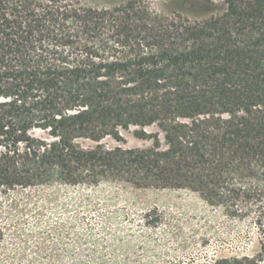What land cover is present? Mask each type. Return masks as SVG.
Here are the masks:
<instances>
[{
	"label": "trees",
	"instance_id": "obj_1",
	"mask_svg": "<svg viewBox=\"0 0 264 264\" xmlns=\"http://www.w3.org/2000/svg\"><path fill=\"white\" fill-rule=\"evenodd\" d=\"M102 185L264 217V0H0V195Z\"/></svg>",
	"mask_w": 264,
	"mask_h": 264
},
{
	"label": "rangeland",
	"instance_id": "obj_2",
	"mask_svg": "<svg viewBox=\"0 0 264 264\" xmlns=\"http://www.w3.org/2000/svg\"><path fill=\"white\" fill-rule=\"evenodd\" d=\"M111 8L125 0H68ZM161 8L165 0H151ZM127 145L140 141L124 133ZM185 188L38 187L0 195V264H214L258 256L264 217ZM257 211V210H256Z\"/></svg>",
	"mask_w": 264,
	"mask_h": 264
}]
</instances>
